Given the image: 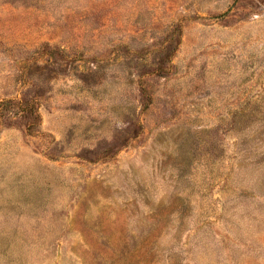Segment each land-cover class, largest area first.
Returning a JSON list of instances; mask_svg holds the SVG:
<instances>
[{
	"label": "rangeland",
	"instance_id": "rangeland-1",
	"mask_svg": "<svg viewBox=\"0 0 264 264\" xmlns=\"http://www.w3.org/2000/svg\"><path fill=\"white\" fill-rule=\"evenodd\" d=\"M0 264H264V0H0Z\"/></svg>",
	"mask_w": 264,
	"mask_h": 264
}]
</instances>
